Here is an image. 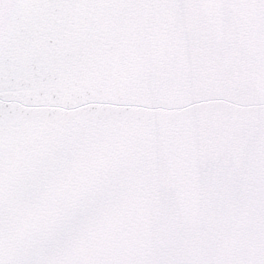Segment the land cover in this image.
Masks as SVG:
<instances>
[{
  "label": "snow or ice",
  "instance_id": "6c2138e0",
  "mask_svg": "<svg viewBox=\"0 0 264 264\" xmlns=\"http://www.w3.org/2000/svg\"><path fill=\"white\" fill-rule=\"evenodd\" d=\"M0 264H264V0H0Z\"/></svg>",
  "mask_w": 264,
  "mask_h": 264
}]
</instances>
